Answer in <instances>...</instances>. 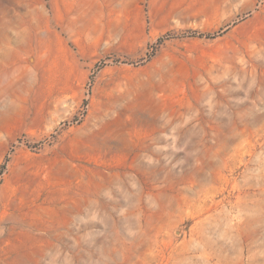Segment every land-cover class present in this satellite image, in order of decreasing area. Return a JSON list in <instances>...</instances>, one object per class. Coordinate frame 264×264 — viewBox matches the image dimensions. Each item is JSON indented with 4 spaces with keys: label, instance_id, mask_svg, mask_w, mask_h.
<instances>
[{
    "label": "rangeland",
    "instance_id": "374dc122",
    "mask_svg": "<svg viewBox=\"0 0 264 264\" xmlns=\"http://www.w3.org/2000/svg\"><path fill=\"white\" fill-rule=\"evenodd\" d=\"M0 264H264V0H0Z\"/></svg>",
    "mask_w": 264,
    "mask_h": 264
}]
</instances>
